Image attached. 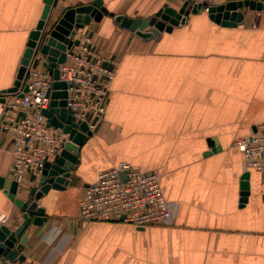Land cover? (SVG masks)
<instances>
[{
  "label": "crops",
  "instance_id": "0c3cea01",
  "mask_svg": "<svg viewBox=\"0 0 264 264\" xmlns=\"http://www.w3.org/2000/svg\"><path fill=\"white\" fill-rule=\"evenodd\" d=\"M93 0H56L54 18ZM109 12L150 19L164 0H103ZM229 1L216 0V5ZM169 5L179 8L175 3ZM45 0H0V97L13 87ZM237 27L190 15L160 40L143 39L104 16L78 30L119 62L104 121L83 145L64 191L41 201L48 221L30 226L28 261L42 264H264V177L244 169L235 141L264 122V11L242 10ZM3 104L0 103V121ZM215 149V151H214ZM11 134L0 128V177L14 180ZM121 162L156 171L176 208L171 227L83 223L78 204L98 174ZM250 194L242 202V177ZM39 179L28 174L17 197ZM0 188L4 225L22 222ZM56 231L63 237L52 239Z\"/></svg>",
  "mask_w": 264,
  "mask_h": 264
},
{
  "label": "built area",
  "instance_id": "2783aa9c",
  "mask_svg": "<svg viewBox=\"0 0 264 264\" xmlns=\"http://www.w3.org/2000/svg\"><path fill=\"white\" fill-rule=\"evenodd\" d=\"M181 6H199L208 14L216 0H164ZM39 59L36 67L33 61ZM41 55L29 64L25 79L15 93L3 94L5 99L0 128L11 134L13 163L11 174L22 184L28 174L40 179L44 164L53 161L63 150L69 135L62 128L51 125L44 114L51 110L54 79L42 66ZM119 62L97 53L89 39L80 40L66 52V61L59 65L60 81L66 84V110L77 125L86 123L92 135L104 121L111 85ZM59 119V117L57 116ZM234 146L242 153L244 169L256 171L264 177V122ZM78 219L83 223H125L137 229L171 227L176 219V208L163 192L160 174L141 171L127 162L102 171L97 180L85 187L78 204ZM9 216H0V226ZM61 231L52 239L60 242ZM60 235V239L57 237ZM0 259V264H33L28 261ZM42 264H51L48 260Z\"/></svg>",
  "mask_w": 264,
  "mask_h": 264
},
{
  "label": "water",
  "instance_id": "95a60500",
  "mask_svg": "<svg viewBox=\"0 0 264 264\" xmlns=\"http://www.w3.org/2000/svg\"><path fill=\"white\" fill-rule=\"evenodd\" d=\"M56 0H45V7L37 27L31 32L27 49L24 53L12 88L2 94L15 93L25 79L27 68L31 60L41 55L42 66L53 76L54 84L51 93V110L44 114L51 125L59 127L69 135L61 153L53 160L46 162L38 181L28 193V200L17 197L20 185L15 180L0 177V188L5 189L8 199L20 210L22 222L11 228L0 226V259L25 261L21 253L29 244V227L32 225L42 228L48 221L44 208L40 207L42 199L51 190L64 191L69 185L71 172L80 162L79 153L92 132L86 123L77 125L72 121L66 110V84L60 81L59 65L66 61V52L80 43L76 39L78 30L85 28L91 21L100 22L104 16H109L122 29H127L143 39L160 40L163 33H171L175 27L185 24L190 15L200 13L199 6L182 4L179 8L165 4L150 19H131L125 15L109 12L103 0H93L88 5L67 9L60 16L54 18L52 9ZM264 11V0L229 1L225 4L213 6L209 18L223 27H237L243 23L242 10ZM39 59L33 61L36 67ZM0 103L5 99L0 97ZM59 117V119L57 118ZM215 151V149H214ZM242 202L246 203L250 194L249 174L242 177Z\"/></svg>",
  "mask_w": 264,
  "mask_h": 264
},
{
  "label": "rangeland",
  "instance_id": "374dc122",
  "mask_svg": "<svg viewBox=\"0 0 264 264\" xmlns=\"http://www.w3.org/2000/svg\"><path fill=\"white\" fill-rule=\"evenodd\" d=\"M97 130H98V129H97ZM97 130H96V131H97Z\"/></svg>",
  "mask_w": 264,
  "mask_h": 264
}]
</instances>
